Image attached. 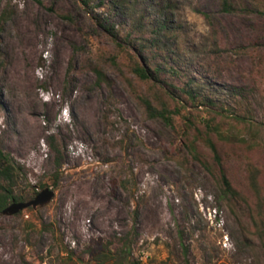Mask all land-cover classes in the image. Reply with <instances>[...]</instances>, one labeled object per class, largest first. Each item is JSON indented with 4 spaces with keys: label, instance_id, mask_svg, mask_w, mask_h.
<instances>
[{
    "label": "rangeland",
    "instance_id": "rangeland-1",
    "mask_svg": "<svg viewBox=\"0 0 264 264\" xmlns=\"http://www.w3.org/2000/svg\"><path fill=\"white\" fill-rule=\"evenodd\" d=\"M231 2L0 0V147L23 166L22 201L54 190L0 212V264H97L85 248L125 234L144 264H264V0ZM140 43L224 105L213 138L234 194L184 151L186 116L203 128L210 112L146 113L139 95L162 90L131 72Z\"/></svg>",
    "mask_w": 264,
    "mask_h": 264
},
{
    "label": "trees",
    "instance_id": "trees-1",
    "mask_svg": "<svg viewBox=\"0 0 264 264\" xmlns=\"http://www.w3.org/2000/svg\"><path fill=\"white\" fill-rule=\"evenodd\" d=\"M224 11H233L234 5L231 0H221ZM8 12L4 10L0 15V23L8 18ZM136 49L140 53L153 50L147 45L137 44ZM143 63L134 62L130 69L137 77L143 80H150L157 83L162 90V94L152 99L139 95V99L146 113L153 118L162 120L165 124L173 126V114H180L181 109L186 107H203L212 116L205 120L204 127L197 126L190 116H186L185 132L183 134V147L190 159L199 163L206 171L213 174L217 170V178L220 181L219 187L223 195L235 193L230 180L226 175L220 151L217 147L213 134L217 139L223 140L228 136V132H223L220 124L215 121L216 110L224 109V105L213 96L198 90L192 79L186 78L180 73L178 67L167 61L168 54L164 49L157 48L148 53ZM159 59L155 61V59ZM97 83L100 84L105 78L104 74L95 69ZM173 103V108L170 106ZM235 119L244 120L240 114H234ZM243 141V140H241ZM198 143H202L211 152L212 162H210L199 150ZM46 144L55 154V164L59 165L61 149L53 135L47 136ZM25 176L23 166L15 162L11 155L0 147V212L8 204L9 200L22 201V197L16 194V188L22 177ZM254 184L253 180L251 179ZM53 184L56 185V182ZM31 193H35L32 192ZM33 195V194H31ZM86 253L97 264H144L142 260L134 256L131 250V241L128 235L114 236L104 244H95L86 247Z\"/></svg>",
    "mask_w": 264,
    "mask_h": 264
},
{
    "label": "water",
    "instance_id": "water-1",
    "mask_svg": "<svg viewBox=\"0 0 264 264\" xmlns=\"http://www.w3.org/2000/svg\"><path fill=\"white\" fill-rule=\"evenodd\" d=\"M53 196L54 190L49 187H45L41 189L33 198L27 201H12L10 204H7L1 212L3 214L12 215L29 206L33 208L43 206L47 204Z\"/></svg>",
    "mask_w": 264,
    "mask_h": 264
}]
</instances>
